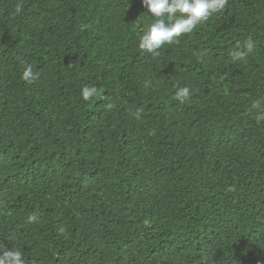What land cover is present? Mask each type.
Here are the masks:
<instances>
[{"label": "trees", "instance_id": "1", "mask_svg": "<svg viewBox=\"0 0 264 264\" xmlns=\"http://www.w3.org/2000/svg\"><path fill=\"white\" fill-rule=\"evenodd\" d=\"M154 22L142 0H0V246L25 264H264V0L159 55Z\"/></svg>", "mask_w": 264, "mask_h": 264}, {"label": "clouds", "instance_id": "2", "mask_svg": "<svg viewBox=\"0 0 264 264\" xmlns=\"http://www.w3.org/2000/svg\"><path fill=\"white\" fill-rule=\"evenodd\" d=\"M109 3L115 0H108ZM227 0H142L147 14L154 18L146 31L141 35L138 49L145 54L159 55V49L165 44L178 43V38L183 34L191 33L198 25L206 22L212 14L221 11ZM22 11V5L17 4L15 12ZM247 48L252 50L251 41ZM22 79L31 83L35 79L31 65H26ZM97 94V88L86 86L81 89V98L87 102ZM188 87L179 88L175 99L180 103L190 99ZM254 107H259L255 105ZM264 119V115L258 117ZM0 264H25L19 250H8L0 246Z\"/></svg>", "mask_w": 264, "mask_h": 264}]
</instances>
